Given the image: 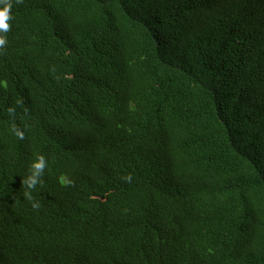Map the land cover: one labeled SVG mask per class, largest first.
<instances>
[{
	"label": "trees",
	"instance_id": "obj_1",
	"mask_svg": "<svg viewBox=\"0 0 264 264\" xmlns=\"http://www.w3.org/2000/svg\"><path fill=\"white\" fill-rule=\"evenodd\" d=\"M8 2L0 264H264V0Z\"/></svg>",
	"mask_w": 264,
	"mask_h": 264
},
{
	"label": "clouds",
	"instance_id": "obj_2",
	"mask_svg": "<svg viewBox=\"0 0 264 264\" xmlns=\"http://www.w3.org/2000/svg\"><path fill=\"white\" fill-rule=\"evenodd\" d=\"M0 4H3V7H0V33H6L9 30L10 25L8 24V20L10 19V10H11V3L8 0H0ZM7 40L6 37L0 34V47L6 44ZM10 112L14 111V109H9ZM18 136L21 138L23 137V133L16 129L15 125H13L12 129ZM46 167V160L43 155H38L36 159L30 165L31 174L28 175L24 180L23 184L26 186L27 189H34L38 183H41L40 177L43 174V170ZM126 179L130 180L131 177H126ZM64 177H61V183H68ZM25 196L32 200V194L30 191L25 192ZM34 208H38V203H33L32 205Z\"/></svg>",
	"mask_w": 264,
	"mask_h": 264
}]
</instances>
